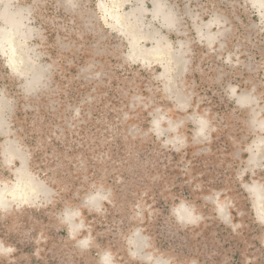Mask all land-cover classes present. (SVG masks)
Listing matches in <instances>:
<instances>
[{"label": "rangeland", "instance_id": "374dc122", "mask_svg": "<svg viewBox=\"0 0 264 264\" xmlns=\"http://www.w3.org/2000/svg\"><path fill=\"white\" fill-rule=\"evenodd\" d=\"M262 2L0 0V264H264Z\"/></svg>", "mask_w": 264, "mask_h": 264}, {"label": "bare ground", "instance_id": "6f19581e", "mask_svg": "<svg viewBox=\"0 0 264 264\" xmlns=\"http://www.w3.org/2000/svg\"><path fill=\"white\" fill-rule=\"evenodd\" d=\"M262 7L264 8V2H262ZM5 18H6V22L8 24V28H10L9 30H2L0 29V38L1 39H7V40H10V42H13V34L12 32L14 31H17V29H19V26H20V22H18V20L15 18V16L13 14H11L10 12H5L4 14ZM113 16V15H112ZM119 16V14H117V17ZM115 17V15L113 16ZM116 17V19H118ZM122 17V16H121ZM120 19V18H119ZM118 19V20H119ZM117 20V21H118ZM120 22V20L118 21ZM133 32V31H132ZM135 34V33H134ZM139 34V33H138ZM139 36V35H138ZM16 42V41H15ZM155 54H159V53H155ZM158 57V56H157ZM261 127L263 128L264 130V123L261 124ZM264 145L260 144V146L258 145V147L260 148H263ZM262 191V189H261ZM253 192L254 193H258V189L255 188L253 189ZM264 192V191H263ZM259 194V193H258ZM260 199H262V196L259 194V197H258V204L260 203ZM257 201V200H256ZM262 202V201H261ZM263 203V202H262ZM262 205V204H261ZM257 206V205H256Z\"/></svg>", "mask_w": 264, "mask_h": 264}]
</instances>
